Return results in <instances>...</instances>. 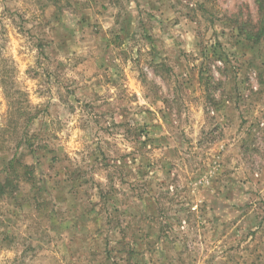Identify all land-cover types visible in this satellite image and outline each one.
<instances>
[{
  "label": "rangeland",
  "instance_id": "374dc122",
  "mask_svg": "<svg viewBox=\"0 0 264 264\" xmlns=\"http://www.w3.org/2000/svg\"><path fill=\"white\" fill-rule=\"evenodd\" d=\"M258 23L255 0H0V179L35 173L0 198V264H264Z\"/></svg>",
  "mask_w": 264,
  "mask_h": 264
},
{
  "label": "trees",
  "instance_id": "16d2710c",
  "mask_svg": "<svg viewBox=\"0 0 264 264\" xmlns=\"http://www.w3.org/2000/svg\"><path fill=\"white\" fill-rule=\"evenodd\" d=\"M255 3L257 5L259 23L254 27L255 29L257 28L255 31H247L246 34L254 43H258L264 36V0H255ZM2 179H0L1 199L12 195L14 189L18 188L22 181L30 183L35 180L33 166L28 163L15 162V159H12L8 164L7 172Z\"/></svg>",
  "mask_w": 264,
  "mask_h": 264
}]
</instances>
